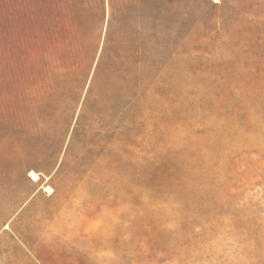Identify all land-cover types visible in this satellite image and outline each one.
<instances>
[{"label": "rangeland", "instance_id": "1", "mask_svg": "<svg viewBox=\"0 0 264 264\" xmlns=\"http://www.w3.org/2000/svg\"><path fill=\"white\" fill-rule=\"evenodd\" d=\"M44 127L54 192L0 168V264H264V0H0V134Z\"/></svg>", "mask_w": 264, "mask_h": 264}, {"label": "crops", "instance_id": "2", "mask_svg": "<svg viewBox=\"0 0 264 264\" xmlns=\"http://www.w3.org/2000/svg\"><path fill=\"white\" fill-rule=\"evenodd\" d=\"M58 31H63L60 27L61 24L58 23ZM43 49L48 51L57 50L59 52L54 53L58 56L64 55V53L60 52L65 50L67 46V42L63 37L57 36L56 38H45L40 41ZM47 55H51V52L46 53ZM15 117V121H18V113L12 114ZM11 121V120H10ZM7 122V120H3L2 123ZM8 124V123H6ZM10 129L13 127V124L10 123ZM8 127V126H7ZM18 126L15 124L14 128ZM47 129L41 128L35 131L30 137L28 141L34 146L31 150L27 151L30 158L23 159L24 154H19V149L9 147L12 144H17L19 141L11 142L6 138V136L0 134V168H12L18 166L22 169H47V170H55L60 167L61 164V156L63 154V148L66 142V131L64 130L60 136L55 139H52L51 135H47ZM17 139V138H16ZM6 144L7 147H3ZM20 163V164H16ZM27 175V173H26ZM28 178V177H27Z\"/></svg>", "mask_w": 264, "mask_h": 264}, {"label": "built area", "instance_id": "3", "mask_svg": "<svg viewBox=\"0 0 264 264\" xmlns=\"http://www.w3.org/2000/svg\"><path fill=\"white\" fill-rule=\"evenodd\" d=\"M27 177L32 182L38 185V189L44 196H50L54 192V188L49 181L50 176L42 172L29 170L27 171Z\"/></svg>", "mask_w": 264, "mask_h": 264}]
</instances>
